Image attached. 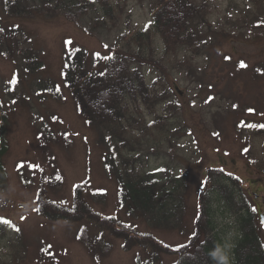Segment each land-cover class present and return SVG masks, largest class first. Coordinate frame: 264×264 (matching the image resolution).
I'll use <instances>...</instances> for the list:
<instances>
[{"label":"rangeland","instance_id":"1","mask_svg":"<svg viewBox=\"0 0 264 264\" xmlns=\"http://www.w3.org/2000/svg\"><path fill=\"white\" fill-rule=\"evenodd\" d=\"M4 1L0 26L21 34L37 64L27 72V59L0 49V137L8 146L2 161L6 175L0 176V218L11 221L0 224V263L137 264L159 252L160 264H176L174 252L192 254L203 244L201 198L211 170L240 179L243 208L255 216L253 232L264 251L259 220L264 213V129L250 127L264 124V0H194L209 18L193 52L166 56L161 39L154 37L166 65L160 78L181 94L173 96L176 110L163 102L153 112L142 107L145 125L153 126L159 117L162 121L140 149L147 171L166 166L189 176L176 230L154 229L123 209L118 185L104 170L102 137L81 117L63 82L65 55L80 50L88 61L96 56L110 60L113 52L126 48L131 34L152 23L153 0H107L115 15L101 29L93 26L96 10L81 19L59 10L76 0H26L27 12L16 21L4 14ZM78 1L85 5L89 0ZM151 71L145 69L154 88L157 74ZM169 137L174 138L162 144ZM44 175L56 177L53 187L48 188ZM41 195L49 219L37 213ZM224 214L221 208L216 215L219 225L227 218V225L236 222ZM104 222L114 232L104 230L96 240L97 225ZM230 233L234 241L238 229ZM145 234L160 240L164 249L152 237L155 242L143 248L137 237Z\"/></svg>","mask_w":264,"mask_h":264},{"label":"trees","instance_id":"2","mask_svg":"<svg viewBox=\"0 0 264 264\" xmlns=\"http://www.w3.org/2000/svg\"><path fill=\"white\" fill-rule=\"evenodd\" d=\"M95 1L89 0L85 5H81L78 0L70 1L60 6L59 10L65 12L68 17L79 16L80 19L87 17L90 11L96 10L97 16L93 26L101 29L107 26L108 19H114L116 9L114 4L107 0ZM25 2L26 0H5L4 14L11 20L20 19L19 17L27 12ZM151 7V25L131 34L126 48L113 52L110 60L105 62L96 56L88 61V57L80 50L65 55L63 82L70 91L81 117L102 137L106 154L104 170L113 176L118 185L123 209H126L130 217H139L154 229L176 230L179 224L178 216L183 213V199L189 176L185 171L177 172L173 168L171 171L166 166L148 171L144 168L140 148L145 146L146 140L153 135V129L157 130L161 126L162 118L154 121L153 126L145 125L142 107L145 106L153 112L154 107L163 102L170 110H176L177 103L173 96L181 94L169 84L166 88V82L160 78L166 70V65L163 59L159 58L154 37L161 39L164 45L162 50L166 56L184 49L193 52L196 45H199L202 28L209 14L194 0H153ZM0 29V49L19 53L17 56L27 59L25 70L32 72L37 63L32 62L27 45L21 41V34L18 36L13 30L8 31L3 25ZM12 29L17 31L20 27L13 26ZM145 69L157 74L154 88L147 82ZM158 86L162 88L161 91L156 89ZM137 115L140 116L139 119ZM173 138L163 139L162 144L170 142ZM7 152L6 140L4 136L0 137V176L6 175L2 161ZM207 173L206 189L201 198L202 216L206 219L201 225L204 232L203 244L196 245L192 254L191 250L185 249L177 255L174 252L173 256L179 258L176 264H218L211 253L217 246L232 242L234 244L229 247L230 264H264V251L260 248L257 234L253 232L255 216L243 208L240 179L227 176L221 170H211ZM42 179L49 188L53 187L56 177L48 178L44 175ZM44 184L45 182L42 183L43 187ZM38 203L39 215H52L47 213L49 206L43 195ZM221 208L228 217H235L236 222L227 225V218L219 225L216 215ZM234 224L236 227H231ZM108 225L106 222L97 225L101 232L96 236V240H101L104 230L114 232L113 228H106ZM233 229H238V236L231 241L230 231ZM151 237L146 235L137 238L143 248H147L149 240L155 242L152 239L154 237ZM159 241L155 243L164 249ZM152 256L153 259H148L146 263L137 264H160V253L152 252Z\"/></svg>","mask_w":264,"mask_h":264},{"label":"clouds","instance_id":"3","mask_svg":"<svg viewBox=\"0 0 264 264\" xmlns=\"http://www.w3.org/2000/svg\"><path fill=\"white\" fill-rule=\"evenodd\" d=\"M229 245H219L211 253L214 260L218 261V264H230L229 258Z\"/></svg>","mask_w":264,"mask_h":264},{"label":"snow or ice","instance_id":"4","mask_svg":"<svg viewBox=\"0 0 264 264\" xmlns=\"http://www.w3.org/2000/svg\"><path fill=\"white\" fill-rule=\"evenodd\" d=\"M93 2H94V0H93ZM150 25H151V22H149V25L148 26H150ZM0 31H2V29H0ZM65 43L66 44H71V41H66ZM241 67H246V65L243 62H241ZM250 111H252V110H250ZM250 127H252V128L259 127L261 129H264V124L259 125V126H257V125H250ZM36 210L39 211V209H36ZM0 224L11 225V221H9L7 219L0 218ZM14 230L18 231V229H15V228H14ZM181 247H183V246H181Z\"/></svg>","mask_w":264,"mask_h":264},{"label":"water","instance_id":"5","mask_svg":"<svg viewBox=\"0 0 264 264\" xmlns=\"http://www.w3.org/2000/svg\"><path fill=\"white\" fill-rule=\"evenodd\" d=\"M259 219H260L262 226L264 227V213L260 215Z\"/></svg>","mask_w":264,"mask_h":264}]
</instances>
